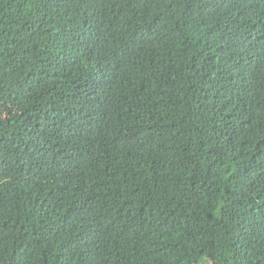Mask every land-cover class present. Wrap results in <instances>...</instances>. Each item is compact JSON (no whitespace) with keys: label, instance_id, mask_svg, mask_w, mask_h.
<instances>
[{"label":"trees","instance_id":"obj_1","mask_svg":"<svg viewBox=\"0 0 264 264\" xmlns=\"http://www.w3.org/2000/svg\"><path fill=\"white\" fill-rule=\"evenodd\" d=\"M0 264H264V0H0Z\"/></svg>","mask_w":264,"mask_h":264}]
</instances>
